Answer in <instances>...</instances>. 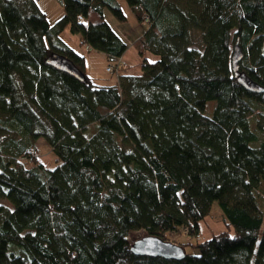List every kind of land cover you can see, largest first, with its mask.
I'll return each instance as SVG.
<instances>
[{
	"label": "trees",
	"instance_id": "trees-1",
	"mask_svg": "<svg viewBox=\"0 0 264 264\" xmlns=\"http://www.w3.org/2000/svg\"><path fill=\"white\" fill-rule=\"evenodd\" d=\"M125 1L149 24L140 70L100 84L61 34L116 73L129 44L105 10L126 20L121 0H60L52 23L39 0H0V264H264V91L232 70L238 41L264 86V0ZM214 200L227 228L177 241L196 252L131 250L139 230L200 237Z\"/></svg>",
	"mask_w": 264,
	"mask_h": 264
},
{
	"label": "rangeland",
	"instance_id": "rangeland-1",
	"mask_svg": "<svg viewBox=\"0 0 264 264\" xmlns=\"http://www.w3.org/2000/svg\"><path fill=\"white\" fill-rule=\"evenodd\" d=\"M40 5L42 8L45 9L47 12L48 18L51 22L56 21L58 18H60L64 12L63 7L60 3V0H39ZM123 9L125 14L127 15V19L124 21L119 20L116 18L110 10L106 9V17L110 24L120 33H122L128 42V44H131V42L139 37L148 27V23L144 20H140L138 18V14L136 11H134L125 0H121ZM127 33V36L126 34ZM68 35L71 36L68 38ZM63 36L67 41L70 43H74L79 47V50L81 53H84L86 55V73L94 80V82H99L101 84H114L117 83V73L109 72L107 71V66L110 63L108 60V57L105 53L95 50V49H89L87 46L81 43V41H78V35H74L70 32L69 28L67 27L65 31L63 32ZM77 39V40H76ZM123 58V57H122ZM124 59V58H123ZM128 63V68L130 71L138 72L139 71V62H140V56L136 49L133 46H129V48L126 51V57L125 59ZM209 110L212 109L214 105V101L209 102ZM41 145V149L43 151L44 155H48L50 161L52 160V156H50L48 145H46L43 140L39 141ZM222 210L218 204L217 201H213L212 207L210 212L205 216V218L202 220L200 224V237L196 236H189L185 234L182 230L175 231V232H167L165 234L166 237H168L170 240H175L174 242H196L197 239H205L212 235L213 233H217L221 230H224L227 228L226 224L224 223L222 219ZM233 231V229H231ZM146 232L144 230L134 231L130 234V241L136 240L138 237H141L145 235ZM186 252H196V248L193 247L191 244H187L185 246Z\"/></svg>",
	"mask_w": 264,
	"mask_h": 264
},
{
	"label": "water",
	"instance_id": "water-1",
	"mask_svg": "<svg viewBox=\"0 0 264 264\" xmlns=\"http://www.w3.org/2000/svg\"><path fill=\"white\" fill-rule=\"evenodd\" d=\"M244 52L241 45L236 41L232 54V70L237 80L248 90L253 92L264 91V86L252 79L245 71L240 69L239 62L243 58ZM47 62L57 69L68 72L80 79H84V74L74 64V62L63 55L53 54ZM131 250L137 254L161 255L166 258L181 259L185 256V247L170 239H165L157 235L145 234L132 242Z\"/></svg>",
	"mask_w": 264,
	"mask_h": 264
},
{
	"label": "crops",
	"instance_id": "crops-1",
	"mask_svg": "<svg viewBox=\"0 0 264 264\" xmlns=\"http://www.w3.org/2000/svg\"><path fill=\"white\" fill-rule=\"evenodd\" d=\"M51 22V21H50ZM52 23V22H51ZM65 31V30H64ZM63 31V32H64ZM63 32H62V38L63 39H65V37L63 36ZM122 34V33H121ZM126 34V36H127V33H125ZM75 35V34H74ZM76 35H78V34H76ZM123 35V34H122ZM124 36V35H123ZM140 36V35H139ZM79 39H78V41H80V35H78L77 36ZM68 38H70V40H71V36L70 35H68ZM66 41H67V39H65ZM77 40V39H76ZM134 41V40H133ZM133 41L131 42V44H129V46H132V44H133ZM74 49H76L77 51H79L80 52V50H79V47H78V45H77V42H76V44H72V43H70L69 41H67ZM129 48V47H128ZM127 48V49H128ZM127 51V50H126ZM126 51H125V53L123 54V58L125 59V57H126ZM84 54V53H83ZM85 60H86V55H85ZM126 61V60H125ZM127 62V61H126ZM87 67V66H86ZM86 67H85V70H86ZM139 70H140V68H139ZM130 71V70H129ZM133 72V71H132ZM139 72V71H138ZM88 74V73H87ZM96 83H99V82H96ZM101 84V83H100Z\"/></svg>",
	"mask_w": 264,
	"mask_h": 264
},
{
	"label": "built area",
	"instance_id": "built-area-1",
	"mask_svg": "<svg viewBox=\"0 0 264 264\" xmlns=\"http://www.w3.org/2000/svg\"><path fill=\"white\" fill-rule=\"evenodd\" d=\"M87 48H89L88 46H87ZM120 67H128L127 66V62H125V61H123L121 58L119 59V61H118V65L117 66H115V69L116 70H114V71H116V73H118L121 69H120ZM113 68L114 67H112V66H108L107 67V70L108 71H113Z\"/></svg>",
	"mask_w": 264,
	"mask_h": 264
}]
</instances>
